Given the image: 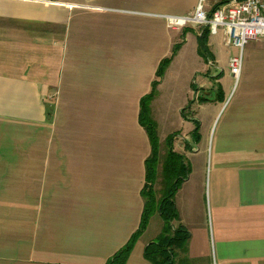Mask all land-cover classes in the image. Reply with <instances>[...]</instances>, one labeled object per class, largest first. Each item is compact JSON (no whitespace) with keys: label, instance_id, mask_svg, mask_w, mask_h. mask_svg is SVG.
Segmentation results:
<instances>
[{"label":"crops","instance_id":"obj_1","mask_svg":"<svg viewBox=\"0 0 264 264\" xmlns=\"http://www.w3.org/2000/svg\"><path fill=\"white\" fill-rule=\"evenodd\" d=\"M152 2L0 0V264H106L139 230L152 153L142 102L157 82V104L187 60L178 51L158 78L187 38ZM255 42L256 63L238 80L227 67L238 98L223 134L236 143L217 149L210 178L194 160L198 117L184 112L199 91L208 102L224 66L186 63L184 94L171 96L188 167L175 195L188 264H264V39ZM148 228L126 264H152Z\"/></svg>","mask_w":264,"mask_h":264},{"label":"rangeland","instance_id":"obj_2","mask_svg":"<svg viewBox=\"0 0 264 264\" xmlns=\"http://www.w3.org/2000/svg\"><path fill=\"white\" fill-rule=\"evenodd\" d=\"M154 1L155 2L152 3L155 4V8H151L149 9V11L153 13L158 12L176 16L193 15L195 5L197 2H199V0ZM158 1L159 3H156ZM203 4L206 8L209 6L214 7V5H216V0H204ZM199 30L201 29L193 28L191 26H187L185 28L184 32L186 34L187 40H185V38L183 37L182 40H180L176 44V53L178 51L184 52L183 55L187 57V60H185V62H181V60L176 61L173 68L175 77L172 79L167 77L164 85V90L161 93V99H159V102L157 104L154 103V98L150 101L149 118L155 124L156 140H158L159 142V150L163 153L162 156L160 155V171L163 170V166L169 159L168 153L170 152V150H173L176 154L180 155L179 152L175 149L177 148V145L179 143L178 140L181 141L183 132L174 133V128L178 127V112L171 96H175L176 94L179 96L180 92L181 94H184L183 89L178 91L175 90V88L178 87L177 82L181 80L179 79V77H185V73L181 72V68L186 63L191 64L192 66H194V64H197L198 67L203 66V64H214L216 63L215 61L217 58L218 63L224 66V78L222 81H220L221 84L213 82L212 93L209 95L210 98L208 102H206L205 96L199 91L198 96L201 97V99L197 100L194 97L193 102L189 105V107H186L184 112V118L186 117L189 119L193 114L197 115L198 117L197 121L192 122V124L195 126L193 135H195V139L200 150L199 155L194 160L198 162V167L202 171L205 170L208 173V178H210L212 162L216 154H218L217 149L222 145L227 144L231 146L236 143V140H234L233 138L224 136L223 129L228 116L236 107L238 98V93H236L238 86H236L235 90L232 92V87L234 86L235 79L228 77L229 70H227V67L229 65L230 58L233 55L238 54L239 50L234 46L228 45L225 34L222 30H219L217 35L207 34L204 40L198 38L199 36L197 35V32H199ZM258 46L259 44L256 42H250L245 46L244 65H247V63H256H251V61H249V56L251 55L254 48ZM195 49H198V58H195L193 55ZM176 53L173 55V57L176 55ZM168 68L166 70H168ZM164 76L161 78V80H163ZM193 91L196 93L198 92L195 83L193 85ZM154 92H157V89H155ZM225 101L226 103H228L225 107H223V103H225ZM182 124L183 123L181 121L180 125ZM194 146L196 147L195 144ZM164 174L165 169L162 171V173H160L157 185L155 187L158 197L157 199L162 197V191L166 186ZM150 223L151 224L149 225L144 239L151 241L156 239L161 233L163 221L157 214L151 218ZM172 224L174 228H177L176 221H174Z\"/></svg>","mask_w":264,"mask_h":264},{"label":"trees","instance_id":"obj_3","mask_svg":"<svg viewBox=\"0 0 264 264\" xmlns=\"http://www.w3.org/2000/svg\"><path fill=\"white\" fill-rule=\"evenodd\" d=\"M225 1L226 0H222V3ZM207 34H210L208 28L203 30L201 39L204 40ZM176 50L177 46L173 50L172 55L161 62L157 72L159 79L164 76ZM156 88L157 82H154L151 94L142 102L140 115L141 124L149 133L152 144V153L146 162V183L142 191L144 210L141 224L139 230L135 232L131 240L106 264H126L136 242L148 228L151 218L157 214L163 221L162 231L147 247L146 257L152 264H188L184 256L188 252L189 233L182 226L174 228L172 224L179 219V213L175 204V195L187 176L188 167L184 163L183 157L176 154L173 150H170L168 153L169 159L163 166V170L165 169L164 179L166 181V186L162 191V197L159 199H157L158 197L155 189L160 173L163 171H159L160 150L159 142L156 140L155 135V124L149 118V104L154 98V90Z\"/></svg>","mask_w":264,"mask_h":264},{"label":"built area","instance_id":"obj_4","mask_svg":"<svg viewBox=\"0 0 264 264\" xmlns=\"http://www.w3.org/2000/svg\"><path fill=\"white\" fill-rule=\"evenodd\" d=\"M199 0L193 15H166L174 29L191 26L208 28L211 35L224 30L228 45L234 46L239 53L229 60L231 74L238 80L244 65V49L250 42L264 39V0H226L209 12Z\"/></svg>","mask_w":264,"mask_h":264}]
</instances>
